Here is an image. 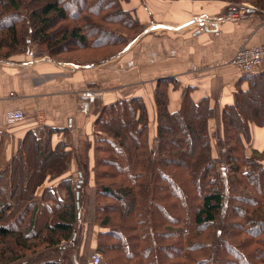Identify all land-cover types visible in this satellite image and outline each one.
<instances>
[{
	"label": "trees",
	"instance_id": "obj_1",
	"mask_svg": "<svg viewBox=\"0 0 264 264\" xmlns=\"http://www.w3.org/2000/svg\"><path fill=\"white\" fill-rule=\"evenodd\" d=\"M69 1L0 0V17L4 15L0 18V61L25 53L16 51L31 42L24 38L25 30L36 37L34 41L44 44L48 55L54 59L57 43L50 42L56 39L78 42L87 48L115 43V40L105 41L102 31L105 29L100 27L113 24L115 20L112 14H101L107 8L115 9L116 16L125 15L135 22L120 6L118 12L109 0L91 3L84 0L74 14L69 11ZM250 2L264 12V0ZM5 21L9 23L6 25ZM70 23L75 24L71 29ZM82 28L91 30V38L84 36ZM4 49L6 52L2 54ZM170 83L167 79L157 82L154 98L157 134L152 145L148 142V120L141 98L119 100L106 106L98 118L95 130L98 215L95 220L104 229L110 222L108 214L116 212L121 216L128 235H124L123 244L119 243L123 234L114 238L118 247L115 252L122 249L125 241L130 247L127 250L139 251L134 256L124 255L128 264H264V251L258 250L264 245V166L261 164L264 153L245 155L247 126L230 110L229 115L223 114V138L216 144L218 156L213 157L207 129L211 111L204 101L198 105L185 98L179 112L169 113L167 86ZM255 112L262 115L258 108ZM48 148V141L43 146L40 139L29 133L18 154L11 159L9 172L0 173V264L13 263L18 254L29 250L36 240L47 248L61 241H69V244L76 241L73 227L79 202L74 200L83 192L82 187L71 188V183L65 181L63 201L48 188L38 199L34 196L48 176L63 173L68 160L63 143L54 151ZM105 151L115 154V160H111V154L108 159L107 156L101 158ZM178 170L185 182L178 177ZM169 195L177 203L175 216L169 214ZM50 198L53 206L44 205L45 209L41 210L40 203ZM101 200H110L112 207L104 203L100 206ZM102 214L107 215L100 218ZM157 215L162 216V223L154 220ZM190 223L192 228L187 233L185 225ZM156 225L164 226L163 231L152 234L150 228ZM166 226L180 230H168ZM215 226L214 233L207 237L212 241L208 243L209 256L205 257L201 253L206 248L196 238ZM108 232H101L98 242L99 238L114 237ZM101 249L98 244V250ZM154 252L160 254L157 260H153ZM221 252L227 253L226 260ZM9 253L11 258H8ZM196 253L200 254L195 257Z\"/></svg>",
	"mask_w": 264,
	"mask_h": 264
},
{
	"label": "crops",
	"instance_id": "obj_2",
	"mask_svg": "<svg viewBox=\"0 0 264 264\" xmlns=\"http://www.w3.org/2000/svg\"><path fill=\"white\" fill-rule=\"evenodd\" d=\"M121 11L134 19L137 34L110 60L87 64L27 53L0 61V173L9 172L29 133L43 146L48 141L49 151L63 143L67 153L65 170L37 187V199L46 188L65 198V181L71 188L95 190L96 122L106 106L141 98L152 145L159 80L172 82L167 86L169 113L179 112L185 98L206 103L213 157L223 138V114L230 110L247 126L245 155L264 153V114L255 112L261 111L255 102L264 104V64L244 73L230 63L239 49L264 44V12L231 19L225 2L206 0H122ZM111 61L113 71L106 76L105 64ZM252 96L257 101L251 104ZM16 111L23 119L8 121Z\"/></svg>",
	"mask_w": 264,
	"mask_h": 264
},
{
	"label": "rangeland",
	"instance_id": "obj_3",
	"mask_svg": "<svg viewBox=\"0 0 264 264\" xmlns=\"http://www.w3.org/2000/svg\"><path fill=\"white\" fill-rule=\"evenodd\" d=\"M82 1L84 0H79V1H75L72 3V1L70 0L69 2V11L70 13L74 14L76 11H78L83 5H82ZM110 3L116 7V10L118 12H120L121 9V3L122 0H109ZM206 1H222L225 2L228 10H230L231 8H237L240 10H243L244 14L247 13V11L249 12H255L257 14H261L260 11H258V9L254 6V4H252V2H250V0H206ZM87 3H91V2H95V0H87ZM118 6H120V9H118ZM104 10V8H103ZM115 11V9H114ZM114 11H110V8H107L106 11H102V15L103 14H108L107 16H110V14H112V16H115V20L113 22V24L104 26H100L102 28H104L105 30H102L105 32V41H111V40H115V43H111V45L108 46H104L102 48H87L85 46H81L78 42H69V41H62L60 39H56V41L53 40V42H50V44H55L57 43L56 46V50L54 51V58L57 61H73V62H81V63H87V64H92V63H97L100 61H107L110 60L112 58H114L115 56L118 55L119 51L122 48H125L128 46L129 43H131L133 41V39L135 38V35L137 34L136 29H134V23H132V21L128 18H126L125 15L122 16H116ZM100 14V15H101ZM4 16V15H3ZM2 16V17H3ZM0 17V18H2ZM8 21V20H7ZM6 22V25L9 22ZM96 21V20H95ZM98 22V21H97ZM4 23V22H3ZM130 24V27H128V25ZM71 27H69V29H71L72 27L75 26L74 23H70L69 24ZM77 27L81 28L80 26L77 25ZM32 28V27H31ZM132 28V29H131ZM22 27H20L19 30H21ZM83 29V28H82ZM22 31V30H21ZM91 31V30H90ZM89 29L84 28L83 32H85L84 36H87L89 38L90 35H92V33H90ZM24 38H26V40H30V44H28L26 47H20L17 48L16 51L18 52H25L27 53H33L37 56H47L50 58V56L47 53V49L45 47L44 44H41L39 42L34 41V38L36 37H31V35L27 32V30L24 31ZM58 32V29L56 32H54V34H56ZM112 32H115L116 35H112ZM56 36V35H53ZM124 39H126V44L124 42ZM104 40V39H102ZM107 43V42H106ZM125 44V45H124ZM127 45V46H126ZM14 51V50H13ZM28 51V52H27ZM6 52V50H2V54H4ZM12 52V51H11ZM24 53V54H25ZM23 54H19L18 58H21ZM14 59H16V56H13ZM2 59V58H0ZM3 61V60H2ZM10 60H7V62ZM106 67V76L108 75V73H110L111 71H113V61H111L110 63H106L105 64ZM249 103H253V101H257L255 100L254 96H252V98H250L249 100H247ZM261 103V104H260ZM261 107V113L264 114V104L262 103V101L260 102V100L258 101V104L255 102V105H259ZM103 137V136H102ZM104 138H107L104 136ZM105 147V145H104ZM108 150V149H105ZM111 153H108L105 151V153L103 154V156L101 158H103L104 156L106 157V159H108V155ZM111 160H115V154H111ZM113 162V161H111ZM102 170V169H101ZM243 170V168H242ZM181 170H178V173ZM179 178H182L183 181L185 180L183 174L179 173L178 175ZM103 182V181H102ZM106 183L108 181H105ZM110 182V181H109ZM185 182V181H184ZM76 184V182L74 181V185ZM108 184V185H107ZM106 186L110 187V183H107ZM76 186H73V188H75ZM82 190L83 192L78 196L77 198L74 200L76 203L79 202V205H77V219H76V223L74 224L73 230L75 231L74 234V238H76V241H74L73 243L69 244V241H61L60 244H58L55 247L52 248H47V246L44 245H39L38 244V240L34 241V246L32 245V247L27 250V251H22L21 253L18 254V259L16 261H14L11 264H38V263H43L46 261H54L56 264H91L90 260L92 255L94 254H99L101 257V264H128L124 255H136L139 251H129V249L127 250L128 247L127 242L125 241V245L122 247V249H119L117 252L116 248L117 247V243L116 240L114 239L115 237L118 238L117 236L121 234L123 240H120L119 243L124 242V235L127 236L128 233L126 231H124L123 229V220L121 219V216L118 215L116 212L114 214H102V216H99L100 218H104L107 217L109 218L110 222L109 225L107 226V228H101L103 227L100 222L96 221V215H98V213L96 212V208H97V204L96 201L97 196H95V192H96V188L95 190H88L86 189L85 185H82ZM52 192V191H51ZM62 192V191H61ZM64 193V192H63ZM93 195L92 197H89V194ZM62 194V193H61ZM58 198H61V200H65L64 195L60 196V194L58 195V193L56 194ZM96 199V201H95ZM168 209L171 210V213H169L171 216H175L177 212V207H176V200L173 199L170 195L168 198ZM93 202V203H92ZM102 203L104 204H108L109 207H112L111 201H102L101 200V205ZM53 199H48L47 202H42L40 203V207L41 210H44L45 207L44 205L48 206V207H52L53 206ZM115 204V202H114ZM99 203H98V207ZM47 209V208H46ZM50 210V209H49ZM222 216V215H221ZM97 217V219L99 218ZM191 217V216H190ZM134 220V219H132ZM154 220H159V222H163L162 216L157 215L156 217H154ZM155 222V221H154ZM130 223H132V221H130ZM157 223V222H155ZM25 226V225H24ZM164 227V226H163ZM163 227L159 228V226L156 225L155 228H150V231L152 232V234L154 233H160L163 231ZM168 230H172V231H179L180 228L178 227H168L166 226ZM191 223L188 225H185V230L186 232H190L191 231ZM121 229V231H120ZM216 230V226L213 228H209L207 230H204L203 232H201V235L198 236V239L196 238L197 242L198 240H200L202 242L201 245H204L206 250H203V252L201 254H203V256L208 257L209 256V250L210 249V243L212 240H207V237L211 236L214 231ZM109 231V232H108ZM101 232H108L114 236V237H110V238H106V239H100L99 238V242H98V237L99 235H101ZM107 233V234H108ZM73 237V236H72ZM83 243V245H82ZM116 243V244H115ZM98 244L101 245L102 249L99 251L98 250ZM121 244V245H122ZM159 244V243H157ZM82 245V246H81ZM128 251L126 254L125 251ZM258 250H262L264 251V245L260 246L258 248ZM146 254V253H145ZM159 253L154 252L153 253V260H157V257ZM200 253H196L195 257H197ZM222 255L226 256L225 260L228 258L227 253L225 252H221ZM148 255V254H146ZM12 256H10V253L8 254V258H11ZM150 257V256H149ZM160 257V254H159ZM151 258V257H150ZM200 258H202V256H200ZM231 261H233V258H229ZM140 261L143 262L144 259L140 258ZM240 264V263H239Z\"/></svg>",
	"mask_w": 264,
	"mask_h": 264
},
{
	"label": "built area",
	"instance_id": "obj_4",
	"mask_svg": "<svg viewBox=\"0 0 264 264\" xmlns=\"http://www.w3.org/2000/svg\"><path fill=\"white\" fill-rule=\"evenodd\" d=\"M244 15L243 10L237 8H231L228 11L227 17L231 19H237ZM215 36L218 35V30L214 29ZM231 65L244 73H250L256 66L264 64V44L255 47H246L239 49L231 59ZM23 113L21 111L13 112L8 116V121L17 122L23 119ZM74 184V182H72ZM91 264H101V257L99 254H94L90 260Z\"/></svg>",
	"mask_w": 264,
	"mask_h": 264
}]
</instances>
